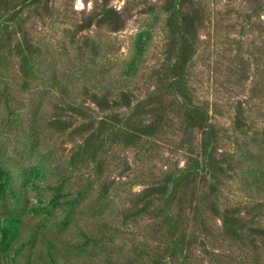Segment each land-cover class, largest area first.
<instances>
[{"label": "rangeland", "instance_id": "rangeland-1", "mask_svg": "<svg viewBox=\"0 0 264 264\" xmlns=\"http://www.w3.org/2000/svg\"><path fill=\"white\" fill-rule=\"evenodd\" d=\"M163 1L48 0L51 10H41V16L35 9L24 13L25 29L42 50H47V65L68 85L70 96L99 122L110 111L104 113L86 93L79 70L86 65L101 72L105 83L122 87L126 82L124 72L135 58L136 40L145 33L148 49L141 72L131 83L133 98L137 101L145 97L155 86L153 74L162 62L166 40L165 17L149 10ZM194 1L205 7L206 14L190 69L193 91L201 102L210 104L211 118L219 128L233 130L241 103L246 122L260 131L264 127V11L261 17L251 14L263 0ZM104 4L123 14L124 27L116 31L107 25L86 27L93 9ZM16 40L12 38L11 43ZM22 80L18 62L11 58L0 88H5L11 97V109H22L23 117L17 122L14 110L10 113L11 109L0 102V145L23 170L16 181L19 199L9 192L6 197L0 194V214H19L24 220V237L32 232L37 235V247L29 245L24 249L21 264H50L47 242L55 245L67 264H104L107 258L113 261L133 256L135 246H140L141 251L147 245L155 247L152 220L138 217L122 222L121 210L129 206L131 196L157 182L170 168L184 166L189 146L183 140L189 137L197 143L199 134L185 137L177 121L172 120L174 126L150 141L149 147L137 149L117 143L102 155L103 163L85 166L81 160L72 161L84 136L75 128L92 117H76L75 125L65 130L51 127L47 120L54 115V105L61 98L44 84L32 82L35 85L28 89ZM33 97L42 98V117L46 120L40 119L36 136L31 138L26 116L35 106ZM220 150L231 151L232 147L224 144ZM32 168L35 169L30 174ZM241 178L226 181L224 190L231 202L241 200L245 204L246 192L251 194V202L264 200L263 195L246 188ZM103 185L107 187L106 207L99 202ZM75 197L78 201L68 205L66 200ZM260 211L264 227V209ZM210 222L215 237L200 240L191 249L189 264H264V235L232 242L217 236L219 220L214 225L212 219ZM111 231L117 232L114 239ZM135 264L147 263L135 257Z\"/></svg>", "mask_w": 264, "mask_h": 264}, {"label": "trees", "instance_id": "trees-1", "mask_svg": "<svg viewBox=\"0 0 264 264\" xmlns=\"http://www.w3.org/2000/svg\"><path fill=\"white\" fill-rule=\"evenodd\" d=\"M260 3L251 16H262L264 0ZM30 9H35L39 16L41 10H51L48 0H0V86L11 58L16 59L24 87L29 89L35 85L32 82L44 84L61 98V102L54 105V115L47 120L51 127L69 129L75 125L73 119L90 115L81 104H77L76 98L70 96L68 85L60 80L57 71L47 65V50H42L26 33L24 13ZM149 13L165 17V47L162 62L153 74L156 79L154 88L141 100L133 98L131 83L139 76L148 49L145 33L136 40L135 58L124 72L126 82L122 87L105 83L101 72L82 66L79 73L84 77L86 93L104 113H110L99 122L91 115L92 120L76 126L75 130L84 136L72 161L81 160L85 166L94 162L101 164L102 155L117 143L137 149L147 148L150 141L174 126L172 120L177 121V127L185 137L198 133L200 139L196 143L185 138L183 143L189 146L186 164L170 168L157 182L131 196L129 206L121 210L122 222L138 217L152 220L151 230L157 240L155 247L147 245L141 251L140 246H135L133 256L113 261L107 258L104 264H135V257L139 261L145 259L147 264H189L191 249L200 240L204 242L215 237L211 219L213 225L215 220L220 221L217 236L232 242L242 243L249 236L264 235L260 220L264 200L251 202V194L246 192L248 200L245 204L241 200L231 202L224 190L226 181L241 176L246 188L257 191L264 198V127L260 131L253 129L246 122L243 116L246 110L239 103L233 130L219 128L211 118L210 104L201 102L191 86L190 69L198 35L205 23V7L194 0H164ZM93 24L107 25L116 31L124 27L125 19L118 9L104 4L93 9L86 27ZM15 37L16 42L11 43ZM33 99L36 100L35 106L26 116L31 138L36 136L40 119L46 120L42 115V98ZM0 102L6 109H11V97L5 88L1 89ZM11 111L19 122L23 117L22 109L12 108ZM224 144L231 146L232 150H220ZM20 170L22 167L15 165L13 156L0 145V194L4 197L9 192L19 199L16 181ZM201 183L203 186L199 188ZM106 190L103 185L99 201L103 207L108 205L104 202ZM78 199L66 201L71 206ZM23 231L24 220L19 214H0V264H21L24 249L29 245L32 249L37 247L36 233L25 238ZM111 233L114 239L117 232ZM102 236H99L101 240ZM46 255L50 264L68 263L51 242L46 243Z\"/></svg>", "mask_w": 264, "mask_h": 264}]
</instances>
